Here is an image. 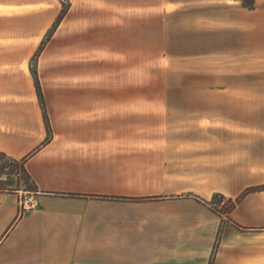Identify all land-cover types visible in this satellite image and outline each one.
I'll return each instance as SVG.
<instances>
[{
    "label": "crops",
    "instance_id": "obj_1",
    "mask_svg": "<svg viewBox=\"0 0 264 264\" xmlns=\"http://www.w3.org/2000/svg\"><path fill=\"white\" fill-rule=\"evenodd\" d=\"M187 3L0 0V158L32 185L0 186V264H264V98L136 80L141 17L157 43Z\"/></svg>",
    "mask_w": 264,
    "mask_h": 264
},
{
    "label": "rangeland",
    "instance_id": "obj_2",
    "mask_svg": "<svg viewBox=\"0 0 264 264\" xmlns=\"http://www.w3.org/2000/svg\"><path fill=\"white\" fill-rule=\"evenodd\" d=\"M186 2L175 10L158 11L159 22L152 28L157 43L150 42L145 17H141V74H136L142 85L141 96L199 97L204 96L200 92L203 87L211 86L231 90L239 97L246 93L250 98H264V0H254L250 10L242 9L234 0ZM65 11L62 4L61 12ZM30 65L40 97L34 58ZM18 173L20 177H7L0 186L32 188L18 164L0 158L1 175ZM211 204H216L222 214L231 208L230 201L219 196L213 197Z\"/></svg>",
    "mask_w": 264,
    "mask_h": 264
},
{
    "label": "trees",
    "instance_id": "obj_3",
    "mask_svg": "<svg viewBox=\"0 0 264 264\" xmlns=\"http://www.w3.org/2000/svg\"><path fill=\"white\" fill-rule=\"evenodd\" d=\"M240 1H242L243 4H244L247 8H251V7L253 6V3H254V0H250L249 4L244 3V0H240ZM255 190H259V189H254V188H252V189H248V190L246 191V193L253 192V191H255ZM240 199H241V197H239V198H237V199H235V200H229L230 203H231V208H230L229 212L235 207V205L240 201ZM229 212H225V214H226V213H229Z\"/></svg>",
    "mask_w": 264,
    "mask_h": 264
}]
</instances>
